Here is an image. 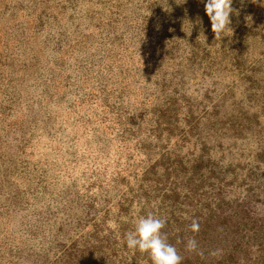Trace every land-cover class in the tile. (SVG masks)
Masks as SVG:
<instances>
[{
    "label": "rangeland",
    "instance_id": "obj_1",
    "mask_svg": "<svg viewBox=\"0 0 264 264\" xmlns=\"http://www.w3.org/2000/svg\"><path fill=\"white\" fill-rule=\"evenodd\" d=\"M231 8L219 39L202 0H0V264H79L71 246L150 166L204 175L201 201L219 171L249 174L264 213V99L249 80L264 42L244 36L264 2ZM101 252L96 264H139Z\"/></svg>",
    "mask_w": 264,
    "mask_h": 264
},
{
    "label": "trees",
    "instance_id": "obj_2",
    "mask_svg": "<svg viewBox=\"0 0 264 264\" xmlns=\"http://www.w3.org/2000/svg\"><path fill=\"white\" fill-rule=\"evenodd\" d=\"M245 31V38L250 37L255 42L258 41L256 45L263 43L264 17L255 18L254 15L245 19ZM243 46L242 43L230 46V59L236 69L244 63V52L240 51ZM253 72H257L259 78L249 79L254 81L250 87L255 88L260 94L258 97L264 99V70L254 68L251 70V73ZM258 108L264 112V100ZM193 128H196L195 123ZM182 137L188 139L187 135ZM261 149L264 150V146ZM189 166L191 165H187L188 168ZM148 170L135 178L134 187L127 188L124 185L126 189L117 203L105 209L104 213L99 215V220L94 219L90 235L71 246L78 251L69 254L74 256L76 263L96 264V261L102 258L101 251L110 250L115 258L126 254L132 256L139 264H152L147 252L129 250L124 237L126 233L134 230L138 216L153 215L166 221L161 232L166 237V243L174 246L182 258L180 264H264V213L257 215L250 207V204L254 205L260 199L256 191L257 181H254L253 176L236 172L228 175L226 170H221L214 177L215 191L201 201L199 197L196 198L194 181H200L204 175L199 174L197 177L190 168L184 173L176 168L177 177L170 182L167 168L160 167L158 170L150 166ZM178 178H181L178 182L181 185L182 181H185L181 187V192H185L183 197L175 187L178 185ZM249 178L250 180H247ZM229 181L241 183L239 186H232L230 193L234 195L233 199L225 198L227 192L222 191L224 186L229 185ZM178 199L183 201L177 206ZM132 205H136L138 211L133 210L136 215L130 219L128 210ZM148 205L156 207L157 211H164L161 215H158V212L149 214ZM107 221H111L115 227L107 228L111 231H103V235L98 231ZM193 221L199 223L198 232L190 229ZM189 240L196 242L195 250L187 248Z\"/></svg>",
    "mask_w": 264,
    "mask_h": 264
},
{
    "label": "clouds",
    "instance_id": "obj_3",
    "mask_svg": "<svg viewBox=\"0 0 264 264\" xmlns=\"http://www.w3.org/2000/svg\"><path fill=\"white\" fill-rule=\"evenodd\" d=\"M204 12L211 24V31L215 38L223 37L224 33L231 31L229 25L230 13H232V0H202ZM264 2V0H262ZM191 31V30H190ZM165 220L153 215L138 216L135 219L134 230L126 233L124 242L129 250L147 252L152 264H180L181 257L174 246L166 243V237L161 230L165 226ZM113 227H115L113 225ZM193 232L199 231V223L193 221L190 225ZM189 250H195L196 242L189 240Z\"/></svg>",
    "mask_w": 264,
    "mask_h": 264
}]
</instances>
